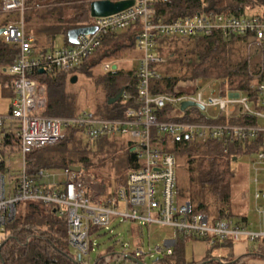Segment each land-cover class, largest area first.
Instances as JSON below:
<instances>
[{
    "label": "built area",
    "instance_id": "1",
    "mask_svg": "<svg viewBox=\"0 0 264 264\" xmlns=\"http://www.w3.org/2000/svg\"><path fill=\"white\" fill-rule=\"evenodd\" d=\"M35 0H1V11H16L21 19L6 24L1 35L17 45L18 52L6 72L13 79V98L8 114L0 115L5 155L15 148L21 158L19 176L13 188L6 189L0 170V233L16 215L21 201H34L53 206L66 218L68 242L82 255L90 251V229L106 226L110 218L121 217L138 225L157 224L173 228L180 236L214 242H254L264 238V229L253 230L230 218H210L194 212L190 203L181 200L177 192L176 158L163 150L164 135L172 139L184 136L197 142L217 141L223 144L253 141L262 136L259 148L248 153L247 182L254 202L264 201V17L234 16L204 8L192 16L163 21L156 15L157 0H133V4L116 13L91 17L87 26L95 31L80 34L74 44L35 53L32 36L24 29L23 12ZM201 5L205 7L203 0ZM138 22L136 45L141 53L135 81L120 89L122 103H129L120 117H104L93 111H79L72 116L42 114L46 103L45 87L33 73L71 72L90 59L111 32L125 30ZM242 35L247 53L257 64L251 71L254 80L249 86L253 94L230 90L222 80L179 79L170 93H153L151 80L160 78L159 64L165 58L157 53L164 46L161 38ZM103 71L111 69L104 62ZM223 84V85H222ZM191 105L181 108L183 102ZM244 117L246 123L232 120ZM255 119V122H250ZM72 130L83 143L103 137H123L135 155L138 168L127 174L126 186H108L94 170L81 166L80 171L40 168L31 176L26 171V155L33 149L65 140ZM172 143V140H171ZM8 171L9 163L2 161ZM63 177V179H61ZM260 216L264 210L255 205ZM262 220V218H261ZM177 242L169 239L153 251L171 254ZM126 248H124L125 251ZM142 260L150 251L134 246L127 254Z\"/></svg>",
    "mask_w": 264,
    "mask_h": 264
},
{
    "label": "trees",
    "instance_id": "2",
    "mask_svg": "<svg viewBox=\"0 0 264 264\" xmlns=\"http://www.w3.org/2000/svg\"><path fill=\"white\" fill-rule=\"evenodd\" d=\"M93 0H35L28 3L24 11V20L27 23V32L52 40L57 33H62L67 41V32L70 29L85 26L90 21L89 5ZM157 0L155 3L156 15L163 21H169L183 16H192L204 8L227 15L264 17V0ZM1 6V0H0ZM1 11V8H0ZM3 27L0 25V28ZM140 30V24L135 22L125 32L108 34L90 59L85 60L78 68L71 72L53 71L33 73L39 84L45 87L46 103L42 114L46 116H72L79 111L75 108L74 96L65 91V82L77 71L84 70L97 61L109 55H115L123 47L133 46L134 39ZM109 40H106V38ZM164 46L157 53L165 58L159 64L161 77L151 80L153 93H170L176 82L181 79L222 80L230 90H238L252 95L249 88L254 78L252 70L257 64L247 53L245 38L242 35L224 37L215 32L210 36L161 38ZM18 52L15 44H7L0 38V80H7L13 91V79L5 71L13 62ZM134 70L110 69L103 76L96 77L94 83L102 87L104 101L96 106L94 113L99 116L120 117L129 103L118 100L108 104L107 100L116 95L121 87L128 82L135 81ZM2 81V82H3ZM223 85V84H222ZM9 88V89H10ZM237 123H246L244 117L232 120ZM250 122H255L252 119ZM0 133H4L0 129ZM172 140V143H171ZM262 136L259 134L253 141L233 142L223 144L217 141L197 142L179 136L163 137V150L174 154L176 160H182L188 173L195 174V178L202 186H208L211 193L227 201L229 185L234 178L232 168L239 156L255 152L259 148ZM98 147L90 150L75 136L72 130L67 131L65 140L36 148L26 155V171L33 176L38 169H66L71 165H80L84 169L94 170L107 182L108 186H126L127 174L138 168L139 163L131 147L123 137H103L97 140ZM10 139L2 137V146ZM117 144L118 146L117 148ZM122 149L124 154L116 161H110L116 156L115 150ZM0 152V170H4ZM115 163V165H112ZM116 166V170H112ZM113 182V183H112ZM181 196V188L177 187ZM183 201H189L180 198ZM191 205V203H190ZM194 212H204L203 204L197 203ZM217 218H230L231 214L223 209L217 212ZM243 221H238L241 224ZM98 229L94 226L90 229ZM4 237L0 242V264H85L82 256L78 260L77 252L68 242L66 218L54 210L53 206L34 201H21L17 205L14 218L5 226ZM171 254L162 253L155 260V264H245V256L235 257L232 254L216 256L212 250L230 242H214L210 245L204 258L197 261H188L185 258V243L190 237L178 236ZM261 242H264L262 239ZM264 246V244H263ZM109 250V249H108ZM111 251V250H110ZM107 251V254L110 252ZM133 256V253H130ZM264 259L261 254H246ZM106 255L99 254L94 264H107ZM127 259V258H126ZM129 260V259H128Z\"/></svg>",
    "mask_w": 264,
    "mask_h": 264
},
{
    "label": "rangeland",
    "instance_id": "3",
    "mask_svg": "<svg viewBox=\"0 0 264 264\" xmlns=\"http://www.w3.org/2000/svg\"><path fill=\"white\" fill-rule=\"evenodd\" d=\"M31 3V2H30ZM21 16L16 11H0V25L4 26L10 22H19ZM0 38L5 40L9 45L10 42L7 38L0 34ZM54 46L56 48H62L65 46V37L62 33H57L54 37ZM140 51L136 45L123 47L118 54L109 55L90 66H86L84 70L75 72L77 76L75 83H71L68 80L65 82V91L74 96L75 108L78 111H93L97 105L104 101V93L100 85H96L94 80L96 77L103 76L107 72L103 71L102 65L104 62L116 64L119 68L121 67H135L137 66ZM1 93V89H0ZM9 101L10 97H1L0 95V106L4 108V112H0V115H6L9 112ZM165 137L168 135H164ZM3 135L0 133V152L3 148L1 139ZM98 141L86 143L90 150H95ZM120 146L117 144V148ZM121 147V146H120ZM115 150L116 156L110 161H116L119 156H123V148ZM1 161L9 163V167L3 170L6 180V189L13 188L16 184V179L19 176L21 158L18 151L12 148L11 155H5L2 153ZM249 159L247 156H239L238 159L233 162L232 168L235 172L234 178L231 180L229 185V197L227 201L220 200L215 197L208 186H202L195 174L188 173L186 165L182 160H176L175 170L177 176V183L181 188V196L179 198L185 199L191 203L192 210H195L197 203L203 204V213L208 215L210 218H216L219 209H223L231 214L230 219L235 221L240 217V213H248L254 217L255 220L259 221L263 215H258L253 210L252 213L245 211V201L242 197L243 188L246 185V176L248 172ZM115 165V163H112ZM112 170H116V166H112ZM63 179V177H61ZM113 183V182H112ZM114 186V184H113ZM246 188V187H245ZM260 207L264 210V205ZM247 210V209H246ZM178 233L171 227L161 226L157 224L150 225H138L136 222L130 220H122L121 217L110 218V222L106 226L98 227V229L91 231L89 236L90 251L87 255H82V259L85 264H94L96 257L99 254L106 255L107 264H136L131 260L124 257L128 251L134 246H138L144 250V252L150 251L151 254L146 255L143 258L145 264H152V261L162 253L153 251L156 247L164 245L166 240L178 238ZM4 235L0 233V242ZM262 239L256 241L261 242ZM124 248L125 251H124ZM109 249V250H108ZM111 250V251H110ZM107 251H110L107 254ZM185 251L189 252V244H186Z\"/></svg>",
    "mask_w": 264,
    "mask_h": 264
},
{
    "label": "crops",
    "instance_id": "4",
    "mask_svg": "<svg viewBox=\"0 0 264 264\" xmlns=\"http://www.w3.org/2000/svg\"><path fill=\"white\" fill-rule=\"evenodd\" d=\"M23 21H24L25 33L27 35L32 36V38H33L31 45H32V48H33L35 53L43 54L45 52H49L53 48H56L54 46V40L53 41L52 40H45V39H43L41 37H36V35L29 34L27 32V28H26L27 23L24 20V12H23ZM11 23H14V22H10L9 24H11ZM88 23L85 26H87ZM120 31L125 32L126 29L125 30H117V31H114V32H120ZM111 33H113V32H111ZM136 37H137V35H136ZM136 37L134 39L135 41H136ZM109 38H110V36L108 38H106V40H109ZM67 41H68V38H67ZM135 41H134V43H135ZM8 42H10V41H8ZM10 44H14V43L10 42ZM68 45H71V43H69V41H68V43H66V40H65V46H68ZM140 56H141V53H140ZM140 56H139V59H140ZM139 59H138V62H139ZM137 66H138V63H137ZM137 66L119 68L116 65L115 69L118 68V69H123V70H134V71H136ZM111 69H112V66H111ZM112 70H114V69H112ZM4 71H5V74H7V76L9 78H11V76L6 72V70H4ZM2 81L3 80H0V89H1L0 95H1V97H10V101H9V105H8V108L10 109V104H11V101H12V98H13V91L9 87L7 80L4 79V81L3 82ZM5 109H6L5 105H4V108H2L0 106V112L1 113L4 112ZM1 143H2V139H1ZM247 154H244L242 156H247ZM248 159H250V158L248 157ZM248 169H249V166H248ZM246 179H247V176H246ZM245 187L243 188V191H242V197H243V200L245 201V206H246V209H247V210L245 209V211H249V212L252 213V207L254 206V208H253V210H254L255 209V205H258V206H260L261 204L264 205V201L258 200L255 203L253 198H252V196H251V194L246 195V192L250 191L249 190L250 189V185L248 184L247 181H246ZM243 213H240V217L238 219H235L234 222L243 221L241 223V225H245L248 228H251L253 230H258V229H261V228L264 229V219H263V217H262V220L260 218V220L257 221V220H255L254 217L250 216L248 213H245V214H243ZM178 238H177V241H178ZM260 239H264V238H260ZM256 241H254V242H246L245 240L242 239V240L237 241V242H230L231 243L230 244L231 248H229V246H228L229 243H225L223 246H220V247H217V248L213 249L212 250V254L216 255V256H219V257L226 256V255H229V254H232L235 257L245 256L243 258V261H245V264H264V259H262L260 256L254 258L253 256L246 255V254H250V253H257V254H261V256H262V252H264V246H263L264 242L256 243ZM186 244H189V252L187 253L185 251V254H186L185 258L188 261L189 260L190 261H197V262L201 261L204 258V256L206 255V253H207V251L209 250V247H210V245H208L205 241L197 240V239H188L186 241V243H185V246H186Z\"/></svg>",
    "mask_w": 264,
    "mask_h": 264
},
{
    "label": "water",
    "instance_id": "5",
    "mask_svg": "<svg viewBox=\"0 0 264 264\" xmlns=\"http://www.w3.org/2000/svg\"><path fill=\"white\" fill-rule=\"evenodd\" d=\"M133 4V0H93L89 5V15L90 17H100V16H106L113 13H116L118 11H121L123 9L128 8ZM3 28H0V34L2 32ZM95 31V26H81L77 28L70 29L67 32V38L69 43L74 44L77 41V37L80 34H89L93 33ZM116 65H112V69H115ZM39 72H44V70L41 68L38 70ZM77 80L76 75H72L70 78L71 83H75ZM120 91L114 95L113 97L108 98L107 103L112 104L119 100L120 98ZM191 105V102L185 101L182 103L181 108L184 109L186 106ZM70 170L74 171H80L81 166L80 165H71L68 167ZM125 258L131 260L132 262L136 264H145L144 261L130 255L125 254ZM81 258L80 254H77V259L79 260ZM157 259V258H156ZM152 261V264H155V260Z\"/></svg>",
    "mask_w": 264,
    "mask_h": 264
}]
</instances>
